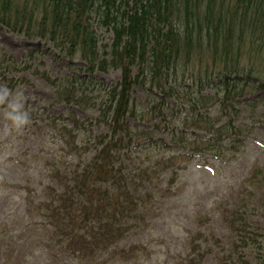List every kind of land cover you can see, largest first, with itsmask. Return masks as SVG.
<instances>
[{"label": "trees", "instance_id": "obj_1", "mask_svg": "<svg viewBox=\"0 0 264 264\" xmlns=\"http://www.w3.org/2000/svg\"><path fill=\"white\" fill-rule=\"evenodd\" d=\"M0 24L15 34L52 43L71 60H84L92 76L96 71H122L119 84L103 87L108 99L102 102L100 112L114 133L124 132L125 137L90 134L78 142L79 131L92 125L91 121L73 115L69 123L46 113L56 126L60 124L57 136L65 140L69 151L80 154L93 147L95 154L71 177H64L62 191L45 187L44 200L37 205L29 187L14 186L28 193L29 211L44 212L52 246L82 260L91 261L100 251L109 250L125 234V220L136 216L145 202L130 192V177L125 166L117 163L115 153L120 147L139 143L141 138L148 139L147 149L158 144L151 131H133L127 123L129 117L136 116L132 107L136 84H149L162 95L146 115L154 116L158 111L165 116L167 96L177 98L173 107L177 112L190 107L181 125L184 128H177L173 144L191 158L199 153H217L235 130L232 120L222 122L210 117V105L236 110L238 98L250 90L264 89V0H0ZM101 27L113 33L112 44L104 49L98 32ZM4 64L5 59H1L0 69ZM13 69L22 71L28 66L13 64ZM37 73L57 87L58 103H84L86 98L76 87L80 76H76L77 81L59 82L47 73ZM0 79L12 86L1 74ZM188 79L194 91L182 93L174 86ZM208 87L215 88V93L205 95ZM195 127L209 137L188 131ZM177 157L159 162L160 170ZM152 171L155 167L140 175L150 176ZM262 174L264 170L257 169L253 177ZM176 177L175 173L171 182ZM227 220L235 238L233 250L223 257L230 263L224 264H249L247 249L255 252V264H264L261 228L241 210L229 214ZM201 240L212 239L202 233L194 236L192 250L199 259L205 255ZM214 243L220 240L214 238ZM144 250L131 246L113 254L130 259Z\"/></svg>", "mask_w": 264, "mask_h": 264}, {"label": "rangeland", "instance_id": "obj_2", "mask_svg": "<svg viewBox=\"0 0 264 264\" xmlns=\"http://www.w3.org/2000/svg\"><path fill=\"white\" fill-rule=\"evenodd\" d=\"M98 32L100 46L103 49L110 46L112 31L101 27ZM32 52L35 53L30 58ZM1 59H5V64L0 74L8 78L12 86L0 79V88L10 89V98L23 93L22 103L29 123L5 134V125L10 126V121L4 118L6 104L0 105V264L230 263L223 257L233 250L235 235L227 218L236 210L246 212L250 222L264 234V175L253 177L255 170H264V89L250 90L238 98L236 110L230 106L222 110L220 104L210 105L207 114L222 122L232 120L235 130L232 129L217 153H199L191 158L173 144L174 134L190 107L187 105V110L177 112L173 108L177 98L167 96L165 116L158 111L154 116L146 115L162 95L149 84H136L132 91L136 116L129 117L127 123L133 131H151L158 144L147 149L148 139L141 138L139 143L120 147L115 153L119 157L117 163L125 166L130 177V192L136 198H144L145 202L140 204L136 216L125 220V234L91 261L57 250L50 242L51 228L44 212L29 211L28 193L14 186L29 187L37 205L44 200L45 187L54 186L62 191L64 177H71L95 154L93 147L80 154L69 151L65 140L57 136L60 124L56 126L47 114L63 117L69 123L73 115L91 121L92 125L79 131L78 142L90 134H104L110 139L125 137L124 132L115 134L100 112L102 102L108 99L103 87L119 84L123 74L115 69L96 71L92 76L84 60H71L52 43L15 34L2 24ZM13 64H24L28 69L16 71ZM37 72L47 73L59 82L77 81L76 76H80L76 87L78 94L85 96L84 103H58L57 87ZM136 74L134 71L133 76ZM190 80L174 86L182 93L192 92L195 88ZM214 93L212 87L204 92L205 95ZM188 131L209 137L197 127ZM175 156L177 159L160 170L159 162ZM151 167H155V172L150 176L140 175ZM175 173L177 177L171 182ZM198 233L212 239L211 242L200 241L205 253L200 259L191 243ZM214 238L220 243H214ZM131 246L145 250L130 259L113 254L117 249ZM245 255L249 264H255L253 250L247 249Z\"/></svg>", "mask_w": 264, "mask_h": 264}, {"label": "clouds", "instance_id": "obj_3", "mask_svg": "<svg viewBox=\"0 0 264 264\" xmlns=\"http://www.w3.org/2000/svg\"><path fill=\"white\" fill-rule=\"evenodd\" d=\"M11 97V90L7 87L0 88V105L6 104L4 112V118L10 121V126L5 125V134L11 129H21L29 123V115L24 111V105L22 103L23 93H18L15 98Z\"/></svg>", "mask_w": 264, "mask_h": 264}]
</instances>
